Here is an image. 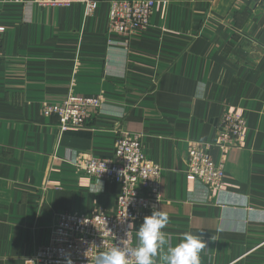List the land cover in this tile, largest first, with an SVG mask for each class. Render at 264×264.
<instances>
[{
	"label": "crops",
	"instance_id": "1",
	"mask_svg": "<svg viewBox=\"0 0 264 264\" xmlns=\"http://www.w3.org/2000/svg\"><path fill=\"white\" fill-rule=\"evenodd\" d=\"M156 1L126 43L108 32L109 0L87 16L80 3L0 2V264L51 243L60 213L113 212L119 185L73 161L111 157L122 132L161 167L149 215L168 214L165 249L190 232L205 242L201 264H264V0ZM70 93L103 101L84 127L60 129L41 105ZM228 107L247 131L225 156L212 147L224 185L211 193L186 172L187 149L215 140Z\"/></svg>",
	"mask_w": 264,
	"mask_h": 264
},
{
	"label": "built area",
	"instance_id": "2",
	"mask_svg": "<svg viewBox=\"0 0 264 264\" xmlns=\"http://www.w3.org/2000/svg\"><path fill=\"white\" fill-rule=\"evenodd\" d=\"M19 4H37L42 7L83 5L84 14L91 15L99 0H0ZM156 0H109L108 32L124 38L146 30L157 8ZM0 27V39L2 35ZM2 51L0 50V55ZM103 101L99 95L84 96L70 93L56 103H43L41 114L55 116L60 129L81 128L86 125L90 109L98 108ZM247 131L240 111L226 108L217 125L212 142H194L187 149L186 172L203 182L215 193L223 187V162H215L211 149L218 148L225 156L235 147H242ZM73 165L90 177L111 181L119 185L112 213L97 210L91 215L60 213L52 227L51 243L39 246L26 257L23 264H93V258L114 246L131 249L134 225L143 221L161 199V167L147 159L141 136L122 132L114 142L111 157L89 156L74 159Z\"/></svg>",
	"mask_w": 264,
	"mask_h": 264
},
{
	"label": "clouds",
	"instance_id": "3",
	"mask_svg": "<svg viewBox=\"0 0 264 264\" xmlns=\"http://www.w3.org/2000/svg\"><path fill=\"white\" fill-rule=\"evenodd\" d=\"M168 223L166 212L153 209L136 230L137 244L134 248L114 246L99 252L93 258V264H154V258L161 251L163 264H201L200 253L205 242L200 235L185 232L176 245L165 249L167 241L162 230ZM67 264H72L71 259Z\"/></svg>",
	"mask_w": 264,
	"mask_h": 264
}]
</instances>
